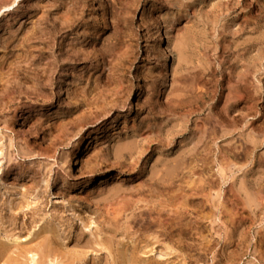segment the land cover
Segmentation results:
<instances>
[{"label":"rangeland","instance_id":"rangeland-1","mask_svg":"<svg viewBox=\"0 0 264 264\" xmlns=\"http://www.w3.org/2000/svg\"><path fill=\"white\" fill-rule=\"evenodd\" d=\"M16 1L0 264H264V0Z\"/></svg>","mask_w":264,"mask_h":264},{"label":"bare ground","instance_id":"bare-ground-1","mask_svg":"<svg viewBox=\"0 0 264 264\" xmlns=\"http://www.w3.org/2000/svg\"><path fill=\"white\" fill-rule=\"evenodd\" d=\"M18 1H20V0H17V1L11 6V7H9V8H7V9L3 10L2 12H6V11H10V10H12V9L16 6V3H17ZM212 9H214V8H212ZM245 48H246V47H245ZM255 48H256V47H255ZM252 59H253V58H252ZM244 60H245V59H244ZM252 65H253V64H252ZM246 79H247V78H246ZM244 87H245V86H244ZM247 88H248V87H247ZM204 99H205V98H204ZM175 126H176V125H175ZM167 130H168V129H167ZM131 143H132V142H131ZM131 143H130V144H131ZM95 144H96V142L93 144V146H94ZM132 144H133V143H132ZM134 146H135V145H134ZM178 162H179V161H178ZM177 164H178V163H177ZM180 164H181V163H180ZM171 166H172V165H171ZM173 167H175V166H173ZM178 167H179V166H178ZM174 169H175V168H173V170H174ZM176 169H177V168H176ZM168 170H169V169H167V171H168ZM170 170H171V169H170ZM167 171H166L165 173L168 174ZM171 172H172V170H171ZM171 172H170V173H171ZM173 173H174V172H173ZM173 173H172V174H173ZM16 174H17V173H16ZM156 174H157V173H156ZM169 175H170V174H169ZM177 175H178V174H177ZM179 175H180V174H179ZM165 177H166V176H165ZM165 177H164V178H165ZM176 177H177V176H176ZM160 178H161V176L159 177V179H160ZM162 178H163V176H162ZM167 178H168V177H167ZM155 180H156V179H155ZM162 180H164V179H162ZM165 180H166V179H165ZM167 181H168V179H167ZM161 182H163V181H161ZM161 182H160V183H161ZM154 183H155V182H154ZM174 183H175V182H174ZM162 185H164V184H162ZM165 185H166V184H165ZM172 185H173V184H172ZM14 212H15V211H14ZM41 227H42V226H41ZM42 233H43V232H42ZM38 235H39V234H38ZM4 242H5V241H4ZM0 243H1V242H0ZM27 243H28V241L25 242V244H27ZM6 244H7V243H6ZM42 244H43V243H42ZM8 245H11V244H8ZM39 247H40V246H39ZM41 247H42V246H41ZM7 248H8V247H7ZM9 249H10V248H9ZM44 249H45V248H44ZM41 250H42V249H41ZM4 251H6V250H4ZM4 251H3V252H4ZM12 251H14V250L12 249ZM14 252H15V251H14ZM42 252H43V251H42ZM1 253H2V252H1ZM10 253H13V252H10ZM39 253H40V252H39ZM15 254H16V253H15ZM31 254H32V253H31ZM40 254H41V253H40ZM13 255H14V253H13ZM41 255H44V253L41 254ZM10 256H11V255H10ZM34 256H37V255L34 254ZM34 256L32 255L31 257L34 258ZM32 258H31V259H32ZM53 258H54V257H53ZM10 259H11V258H10ZM34 259H35L36 262H38V261H37V260H38L37 258H34ZM40 259H41V258H40ZM28 262H29V261H28ZM33 262H34V260H33ZM1 264H2V263H1Z\"/></svg>","mask_w":264,"mask_h":264}]
</instances>
